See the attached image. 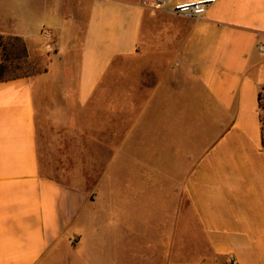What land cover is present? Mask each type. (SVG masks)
<instances>
[{
  "label": "crops",
  "instance_id": "obj_1",
  "mask_svg": "<svg viewBox=\"0 0 264 264\" xmlns=\"http://www.w3.org/2000/svg\"><path fill=\"white\" fill-rule=\"evenodd\" d=\"M186 1L0 0V264H264V0Z\"/></svg>",
  "mask_w": 264,
  "mask_h": 264
},
{
  "label": "trees",
  "instance_id": "obj_2",
  "mask_svg": "<svg viewBox=\"0 0 264 264\" xmlns=\"http://www.w3.org/2000/svg\"><path fill=\"white\" fill-rule=\"evenodd\" d=\"M27 54L26 44L23 39L19 36L7 35L0 37V81L7 79L19 77V76H29L26 73H14L12 75H6L8 68L12 65V62L21 56ZM264 86L260 88L258 93V104L257 111L260 121V138L261 147L264 149V114H263V104H262V93ZM203 264V263H199Z\"/></svg>",
  "mask_w": 264,
  "mask_h": 264
},
{
  "label": "rangeland",
  "instance_id": "obj_3",
  "mask_svg": "<svg viewBox=\"0 0 264 264\" xmlns=\"http://www.w3.org/2000/svg\"><path fill=\"white\" fill-rule=\"evenodd\" d=\"M27 49V47H26ZM44 67V60L35 58V52H30L27 49V54L25 56H21L18 59L12 62V65L8 68L6 75H12L14 73H26L29 76L35 75V72L41 71ZM262 93V104L264 106V90ZM264 114V108H263ZM51 173V172H50ZM184 245L187 252H194L199 250L201 252L204 249L205 245L203 242V238L199 235V238L193 240L192 236L184 235Z\"/></svg>",
  "mask_w": 264,
  "mask_h": 264
},
{
  "label": "built area",
  "instance_id": "obj_4",
  "mask_svg": "<svg viewBox=\"0 0 264 264\" xmlns=\"http://www.w3.org/2000/svg\"><path fill=\"white\" fill-rule=\"evenodd\" d=\"M218 0H189L186 2H179L170 5V10L177 15L197 18L201 16L210 4L217 2ZM151 7L156 9L166 8L167 0H147ZM43 36L47 39L46 45H50L54 42L53 32L48 28H43L41 30ZM235 264V262H231Z\"/></svg>",
  "mask_w": 264,
  "mask_h": 264
}]
</instances>
